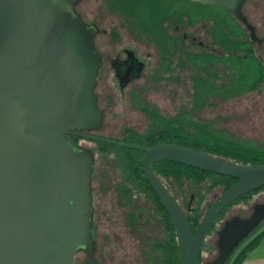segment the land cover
I'll use <instances>...</instances> for the list:
<instances>
[{"label": "water", "instance_id": "water-1", "mask_svg": "<svg viewBox=\"0 0 264 264\" xmlns=\"http://www.w3.org/2000/svg\"><path fill=\"white\" fill-rule=\"evenodd\" d=\"M229 5L236 0H190ZM0 13V264H74L80 246L90 255L92 152L67 136L100 127L92 93L99 60L89 29L52 0H9ZM72 16V18H71ZM139 65L133 74L138 76ZM127 80L122 81V86ZM144 152L142 170L171 218L178 264H198L203 238L237 198L264 187V165H239L176 144L150 147L80 135ZM171 161L230 176L236 182L193 229L183 208L152 169ZM264 220V205L218 231V256H229ZM90 262V261H89ZM85 264V263H82Z\"/></svg>", "mask_w": 264, "mask_h": 264}, {"label": "rangeland", "instance_id": "rangeland-1", "mask_svg": "<svg viewBox=\"0 0 264 264\" xmlns=\"http://www.w3.org/2000/svg\"><path fill=\"white\" fill-rule=\"evenodd\" d=\"M107 1L80 0L75 6V10L87 22H95L99 28L95 43L97 51L103 57V65H98L93 93L100 111V127L91 129L93 134L121 139L127 128L137 133L147 130L152 123L148 111H154L163 117H171L186 111L188 116L197 122H209L210 127L219 134L241 143L264 148V79L251 91L228 99L210 96L201 103L209 92L202 89H199V92L196 89L194 91L190 81L194 71H188L187 77L182 81L176 80L178 71L170 74L172 77L168 75L167 80L161 81L158 73L159 55L155 46L147 38L137 37L125 20L107 7ZM174 2L178 7L182 5L183 0ZM136 3L138 13L144 10L145 0H138ZM2 7L0 12L4 16L6 10ZM243 9L245 11V8ZM195 10H192L193 16ZM208 11L209 8H205L202 13L207 16L210 14ZM257 12L255 14L251 11L249 14L258 15L259 18L261 13L259 8ZM253 18L248 16L251 22ZM188 34V44L191 43L193 36L196 38L194 43L202 41V34L197 29H190ZM122 47H134L144 65L140 76L124 88L119 87L112 68L109 69L110 75L106 77V65L109 66L110 60ZM262 47L264 50V44ZM193 92L199 95L197 105L201 104L200 106H195L191 101ZM78 141L83 148L92 152L91 185L95 248L92 257L98 264H157V260H152L150 255L158 256L153 245L162 238V225L153 203L138 198L130 206H125L115 187L118 171L112 157L102 155L98 143L93 140ZM209 184L210 182H203L191 192L186 190L185 200L177 189L174 190L175 195L181 205L186 206L184 201L186 199L189 201L192 192L198 188L205 190ZM222 194V186H213L201 203V214ZM260 205H264V188L251 194L248 199L228 207L211 231L204 236L199 264H212L211 261L218 256L217 233L226 220L233 216L248 218ZM263 222L264 220L261 224ZM243 245L244 243H241L233 252L236 254Z\"/></svg>", "mask_w": 264, "mask_h": 264}, {"label": "trees", "instance_id": "trees-1", "mask_svg": "<svg viewBox=\"0 0 264 264\" xmlns=\"http://www.w3.org/2000/svg\"><path fill=\"white\" fill-rule=\"evenodd\" d=\"M137 1L108 0L107 7L119 14L137 37L147 38L155 46L159 55L158 73L161 81L167 80L168 75L176 71H178L176 80L182 81L187 77L188 71H194L190 79L194 91L199 92V89H202L209 92L201 103L210 96L228 99L243 94L255 89L263 81L262 65L253 55L250 45L241 39L243 33L240 32L237 24L229 16L216 13L205 16L202 13L205 8H217L190 0H183L182 5L178 7L174 5V0H145L144 10L139 14ZM192 10H195V16ZM188 29H197L202 35L208 34L212 46L220 51L219 55H208L200 41L193 46L191 43L188 44ZM198 99L199 95L193 92L191 101L195 106L201 105H197ZM148 114L152 123L146 131L137 133L127 128L122 138L118 140L141 147H150L157 143L176 144L239 165H264V148L241 143L219 134L210 127L209 122H197L191 119L186 111L171 117H163L154 111H148ZM97 143L99 152L106 157L111 156L115 162L118 171L115 187L121 202L125 206H130L136 199L144 198L153 203L160 217L162 238L153 245L158 256L151 254L150 258L156 259L157 264H178L176 232L170 216L144 175L142 170L144 152L115 143L102 141ZM152 169L178 202L175 189L185 200L186 190L191 192L201 183L210 182L205 190L198 188L197 191L192 192L189 201L187 202V199L184 201L186 206L179 202L193 229L213 204L201 214V203L211 188L220 185L224 194L236 182V179L230 176L171 161L154 162ZM257 190L242 195L228 207L248 199ZM226 209L216 217L206 234L211 231ZM263 239L264 222L244 239L242 242L244 245L236 254L232 252L226 264H240L248 252Z\"/></svg>", "mask_w": 264, "mask_h": 264}, {"label": "flooded vegetation", "instance_id": "flooded-vegetation-1", "mask_svg": "<svg viewBox=\"0 0 264 264\" xmlns=\"http://www.w3.org/2000/svg\"><path fill=\"white\" fill-rule=\"evenodd\" d=\"M55 2V7L62 8L63 10H69L72 16L76 17L78 21H80L82 24L86 26L87 29H89V36L91 39V45L93 48V52L97 59L99 60V64L103 65V57L99 54L97 51V46L95 43L96 39V34L98 33V26L95 22H87L83 16H81L76 10L75 6L80 0H52ZM9 3V0H0V9L2 6H5L6 4ZM208 6H213L217 9H211L209 8L210 13H216L218 15H225L229 16L238 26V29L240 32L243 34L240 36L243 41H246L247 44L250 45L252 48V53L253 55L258 59L260 64L262 65L263 72H264V50H263V44H264V0H236V6L237 10H234L232 7L229 5L221 4L219 6H214L211 4H204ZM248 7V8H246ZM245 8V11L244 9ZM258 8L260 9L261 13L259 15V18H257L258 15ZM1 11V10H0ZM243 11V12H242ZM254 12L255 14H249L250 12ZM1 13V12H0ZM71 16V18H72ZM248 16H253V22L248 20ZM263 34L262 36L259 34ZM191 43L193 46V43L196 41V38L193 36L191 39ZM210 36L208 34H203L202 35V41H200L202 46L205 48L206 53L213 54V55H219L220 51L212 46V43L210 42ZM141 65V70L139 72L138 76H133L135 69ZM113 70V75L117 79L118 85L120 88H124L127 86L133 79L138 78L141 74V72L144 69L143 62L140 60V57L138 56V53L136 49L133 47H122L121 50H119L114 57L110 60L109 66L106 65V71H107V76L110 75L109 69ZM97 78V77H96ZM264 79V78H263ZM127 80L124 86H122V81ZM95 87V85H94ZM94 87L92 90V93L94 92ZM94 94V93H93ZM95 96V94H94ZM95 107L100 114V111L97 108L96 101H95ZM73 133H77L80 135H92L96 137H103L101 135H95L91 132V130H83L80 128L73 129ZM80 135H75L71 134L67 136V139L75 145L77 149L80 150H87L83 148L78 140L81 139H86V140H93L95 142H101V141H96L94 139H88ZM106 138V137H103ZM118 140L116 138H111ZM103 142V141H102ZM92 176V175H91ZM91 180L90 179V205H91V218H90V232H91V240H92V249L90 251V255L87 254V251L85 247L80 246L76 249L74 253V264H98L97 261L92 257L94 253V240H93V207H92V185H91ZM251 216V215H250ZM249 216V217H250ZM235 216L231 217L229 220L233 219ZM237 217V216H236ZM248 217V218H249ZM226 220V221H229ZM225 221V222H226ZM224 222V224H225ZM223 224V226H224ZM222 226V227H223ZM206 235V234H205ZM242 243V242H241ZM240 243V244H241ZM239 244V245H240ZM218 246V245H217ZM90 261V262H89ZM199 264V263H198Z\"/></svg>", "mask_w": 264, "mask_h": 264}, {"label": "crops", "instance_id": "crops-1", "mask_svg": "<svg viewBox=\"0 0 264 264\" xmlns=\"http://www.w3.org/2000/svg\"><path fill=\"white\" fill-rule=\"evenodd\" d=\"M240 264H264V239L261 240L256 247L248 252Z\"/></svg>", "mask_w": 264, "mask_h": 264}]
</instances>
